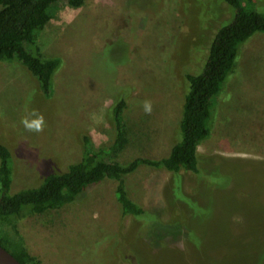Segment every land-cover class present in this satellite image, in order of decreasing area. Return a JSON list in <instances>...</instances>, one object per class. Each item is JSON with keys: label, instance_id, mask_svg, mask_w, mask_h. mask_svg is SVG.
Masks as SVG:
<instances>
[{"label": "rangeland", "instance_id": "1", "mask_svg": "<svg viewBox=\"0 0 264 264\" xmlns=\"http://www.w3.org/2000/svg\"><path fill=\"white\" fill-rule=\"evenodd\" d=\"M254 2L264 9V0ZM229 8L224 0H85L79 8L57 2L29 47L60 59L51 93L18 60L0 62V144L12 155L10 193L78 162L85 136L97 147L108 142L112 105L123 98L130 141L115 160L167 156L187 75L204 68ZM30 95L29 107L45 117L43 133L20 123ZM216 110L211 135L198 147L202 174L182 169L176 179L144 165L127 176L130 198L147 211L142 225L123 213L118 182L106 179L72 204L37 214L26 207L20 219L0 224V234L20 240L41 264H264L263 32L241 46ZM172 220L193 227L189 238L173 228L180 238L169 240L166 227L165 238H150L148 223Z\"/></svg>", "mask_w": 264, "mask_h": 264}, {"label": "trees", "instance_id": "2", "mask_svg": "<svg viewBox=\"0 0 264 264\" xmlns=\"http://www.w3.org/2000/svg\"><path fill=\"white\" fill-rule=\"evenodd\" d=\"M224 1L231 7V17L218 29L202 71L187 75L182 118L169 154L161 158L137 157L128 163L115 160L130 141L125 117L128 102L125 98L112 105L114 136L98 147L85 136L80 160L63 172L47 173L39 186L10 193L14 174L12 155L0 144L1 226L20 219L26 207H30L28 212L37 214L72 204L82 198L87 187L106 179L118 182L115 194L123 213L136 217L142 225L148 219L147 211L130 198L126 188L128 175L144 165L172 172L176 179L182 169L202 174L198 167V147L211 135L217 115L214 113L217 111V98L233 73L241 46L256 33H264V13L257 11L254 0ZM57 2L79 8L85 0H0V62L12 59L21 62L38 79L47 95L52 91V78L60 66V59L43 58L29 47L35 45L39 32L53 18L52 8ZM191 208L194 217L200 216L198 210ZM174 221L160 226L148 223L152 233L151 237L147 236L153 241L156 237L165 238V229L161 228L166 227L172 233L167 234L169 240L180 238L171 231L173 228L180 229L181 236L186 233L187 238L193 227L181 220ZM0 244L23 264H41L20 240L11 239L5 230L0 234Z\"/></svg>", "mask_w": 264, "mask_h": 264}, {"label": "clouds", "instance_id": "3", "mask_svg": "<svg viewBox=\"0 0 264 264\" xmlns=\"http://www.w3.org/2000/svg\"><path fill=\"white\" fill-rule=\"evenodd\" d=\"M261 10L264 9H257L258 12ZM31 100L32 96L30 95L28 98V103L25 105V115L22 116L20 123L26 132L33 134L43 133L47 126L45 117L37 109L29 107ZM142 108L146 115H151L153 111V104L150 100H145L142 103Z\"/></svg>", "mask_w": 264, "mask_h": 264}, {"label": "water", "instance_id": "4", "mask_svg": "<svg viewBox=\"0 0 264 264\" xmlns=\"http://www.w3.org/2000/svg\"><path fill=\"white\" fill-rule=\"evenodd\" d=\"M0 264H23L10 251L0 244Z\"/></svg>", "mask_w": 264, "mask_h": 264}]
</instances>
